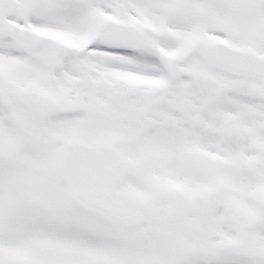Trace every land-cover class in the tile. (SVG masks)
<instances>
[{
	"label": "snow or ice",
	"instance_id": "1",
	"mask_svg": "<svg viewBox=\"0 0 264 264\" xmlns=\"http://www.w3.org/2000/svg\"><path fill=\"white\" fill-rule=\"evenodd\" d=\"M0 264H264V0H0Z\"/></svg>",
	"mask_w": 264,
	"mask_h": 264
}]
</instances>
